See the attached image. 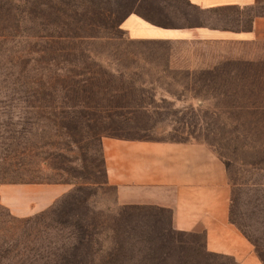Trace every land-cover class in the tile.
<instances>
[{"label": "rangeland", "instance_id": "rangeland-1", "mask_svg": "<svg viewBox=\"0 0 264 264\" xmlns=\"http://www.w3.org/2000/svg\"><path fill=\"white\" fill-rule=\"evenodd\" d=\"M158 7L198 18L180 0H0V264H177L201 248L202 236L168 231L165 212L117 205L104 137L209 145L228 171L231 220L264 261V54L255 73L187 80L181 106L156 101L142 84L158 77L135 54L168 47L121 25L166 20ZM252 12L264 16V0ZM21 185L35 188L25 215Z\"/></svg>", "mask_w": 264, "mask_h": 264}, {"label": "crops", "instance_id": "crops-1", "mask_svg": "<svg viewBox=\"0 0 264 264\" xmlns=\"http://www.w3.org/2000/svg\"><path fill=\"white\" fill-rule=\"evenodd\" d=\"M180 1L198 13L195 22L183 23L169 16L168 8L158 7L166 20L131 13L121 25L132 42L168 47L135 56L147 74L158 77L142 87L155 89L156 101L168 99L176 107L184 104L190 88L187 80L198 75L228 77L240 67L255 73L264 54V16L252 12L258 0ZM172 87L182 89L183 95L170 91ZM102 153L107 184L115 189L118 206L165 212L168 231L202 236L201 248L177 264H211L220 256L234 264H264L253 243L231 220L233 189L228 171L209 145L104 137ZM15 189V214L25 215L30 205L26 194L35 188ZM55 197L45 196L40 203L47 205Z\"/></svg>", "mask_w": 264, "mask_h": 264}, {"label": "trees", "instance_id": "trees-1", "mask_svg": "<svg viewBox=\"0 0 264 264\" xmlns=\"http://www.w3.org/2000/svg\"><path fill=\"white\" fill-rule=\"evenodd\" d=\"M234 223V222H233Z\"/></svg>", "mask_w": 264, "mask_h": 264}]
</instances>
